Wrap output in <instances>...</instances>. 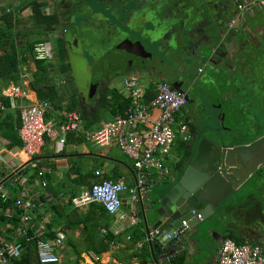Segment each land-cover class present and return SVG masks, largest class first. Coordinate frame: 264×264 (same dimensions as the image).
<instances>
[{"label": "crops", "instance_id": "obj_1", "mask_svg": "<svg viewBox=\"0 0 264 264\" xmlns=\"http://www.w3.org/2000/svg\"><path fill=\"white\" fill-rule=\"evenodd\" d=\"M9 1L11 3H14L20 2L21 0ZM39 1L45 3V0ZM190 1L191 0H186L184 4H182V6L189 8L188 4H191ZM238 1L239 3H249L252 0ZM135 3L136 2L132 3V6L130 8H134ZM20 4V7L14 9L16 13L13 15L16 20L20 22L18 28L22 30L23 28H28V25H30L26 22H31V10L30 8L23 10L22 8L26 3L23 4L20 2ZM149 4L150 3H145V5ZM212 4H215V10L217 8V11L220 12V15H225L227 13V6L224 5L223 1L218 2L217 0H215L212 2ZM44 8L50 7L46 4ZM20 9L22 10L20 11ZM100 11V9L94 8L92 13L94 14L93 16L95 18L93 21L91 20V22H97L99 24H102L105 28H109L110 20H112V18H110L108 14H102ZM142 11L143 12H139L137 10V12L134 14L135 16H133V14H131L132 16H129V22H131V25L133 23L131 30L132 28L136 29L138 33L137 36L131 35V33H129V35L136 37L137 41L140 44L144 43L148 49H143L148 54L156 52L155 50L157 46H161V48L164 47L162 51L157 52L162 55L168 45L167 31H155L157 21L154 20L153 15L150 13L148 14L145 9ZM3 15L5 14H0V17ZM73 19L74 18L72 15L69 18V21H72ZM84 19L85 18L83 15H76L75 21L77 23H73V26H79L82 22L81 26L84 25L87 27H94L93 24L84 21ZM198 24L200 27V31L196 36L198 38H202L204 37L203 35L205 30L201 26V23ZM58 25L55 27L56 31L58 29ZM121 28L124 29L123 27ZM63 30H66V28L62 29V31ZM56 31L53 32L45 42H51L53 49V44L56 38L62 37L65 42L66 48L68 45V40L63 35L60 36L55 34ZM141 31L142 34H140ZM104 35L105 34H102L101 38H106L111 34L105 36ZM112 37L114 38L113 35ZM220 41H218L217 44H219ZM17 42H20V44L23 45L25 40L23 38H19ZM132 60L133 59H131V61ZM139 61L141 62L140 59ZM206 63H208V61L205 59L198 60V62L195 63V65L197 66V70H200V72L197 71L198 74H202L201 70H204ZM118 64L121 70H123L122 68H124L125 66H128L127 68H125L126 71H124L125 74L122 76V80L128 75H134L132 73L133 70L129 67L131 63H129L127 59H123L122 57L121 61L118 62ZM28 67L29 63L27 64V67L22 68L23 71L20 76V81L14 82L7 78L3 80L0 79V93L10 86L22 84L21 86L24 88L26 84L30 83L29 80L28 82H26ZM33 67L34 69L32 70V72L35 71L34 64ZM144 78L145 79L143 80L148 85L146 87H143V89L146 91L147 97H149L151 89L157 83L150 82L149 78L147 77ZM22 79L24 80V82L21 81ZM140 79L141 78H139V80ZM105 82L106 83L103 85L102 89L105 86V88L107 89H114L119 95H121L125 99H128L123 85L122 87H113V85L110 84L111 82ZM101 90L96 89L95 93L97 94V96L95 98H92V102H88L84 98L78 96L81 102V106L86 110V122L89 125V127L86 129L84 128L83 123V131H97L111 122L117 116L113 115L107 108L98 109L97 111L96 100L100 95ZM183 93L186 95V92ZM28 94L31 101H23L22 103L24 105H29L38 101L34 92ZM179 113L175 116L176 122L182 120ZM15 114L16 111H12L9 108H7V110L5 111H0V126H4L5 122L8 123V118L13 119V116ZM155 115L156 112L153 113L152 118H154ZM101 117L102 119H100ZM47 120L56 121V116L53 112L52 107L51 110L48 111ZM15 130L17 131L18 128ZM135 130L139 134H141L148 129L146 127L137 126ZM15 149L18 150L16 146L13 147L8 144L7 141L3 139L2 134H0V154L5 155L8 151L12 150L13 154L15 155V161L13 162L14 166H11V171L9 172L1 169L0 174L1 176H3V178H6L13 174L16 169L21 167H23L22 169H27V167L29 166L31 168L38 169L39 172H42L44 174V180L46 181V185L44 187L41 186V181H39L40 179H38V176L27 174L25 177V173L22 176H19L18 173V176L13 175L12 177L14 178L12 179L11 177L5 184L12 186L17 177L25 178L26 182L22 184L23 192L20 194V197L30 199L32 201L39 200L40 196L42 197L43 202L39 201L40 203L35 210L32 231L39 232L42 236H44L45 232H47V228H50V232L54 237L51 240H48V242L54 241L58 235L63 236L64 240L61 241L56 248V252L59 258L58 264H105L108 260H117L115 258L118 256V254L125 256L126 259L130 261V264H153L152 252L150 250L148 242H145V226L141 220H137L136 217H133L132 210H128L130 201L133 202L130 195H128L127 193L121 195L123 205L117 215H108L106 218L102 217V219L99 217V212L97 211V209H94L90 206L93 204L78 207L73 204L72 199L78 196L81 189L89 188L93 183L103 180L104 176H112V170H115L116 173L120 175V177L118 178L119 180L116 179L117 181H122L128 187L134 188L135 184L132 173L139 179L148 178L150 180H153L154 184H156L158 180H160L161 177L166 174H162L163 172L161 173L156 170H149L143 173V176L140 177L135 169L132 168L133 165L131 161L118 150L115 144H110L109 146L105 147L95 146L84 136L83 133L75 134L68 139L66 138L65 144L62 146L46 139L44 146L41 148L39 154L31 159L20 152L17 153ZM173 151H175V153L177 152V154L173 155V153L171 155ZM190 156L191 155L189 152L184 151L183 141L177 135L169 151V154L163 160L164 169L167 171V174L177 175L179 169L181 168V162L185 158H189ZM122 157H125L128 162H125ZM166 161L168 163L167 165H165ZM42 164H45V166H43ZM96 172L99 173V176L95 175ZM7 193L9 194V192L5 190L3 195L7 196ZM253 201L254 197L252 194L247 192L245 193L244 191L240 190L237 197L232 198L230 203L226 204L227 208L225 209L224 214L221 213L220 216L218 215V217L215 218L216 220L214 221L206 220L207 222H202V224H208L207 226L202 227L203 231L199 232L198 235H189V237H187L188 239L186 243L176 244L175 250L172 251L169 255L165 252L163 253L159 246L153 250V255L157 257L161 264H216L217 250L221 242L226 238L230 239L236 244L240 243L258 245V239L264 236V222L257 224L247 220L246 214L250 212V207L252 206ZM152 224L153 223L149 222V224H147V227L150 229ZM253 226L257 228L256 231L253 230ZM212 230H214V233L211 237V241L206 242L204 240L205 236L208 235ZM107 232L115 236V242L109 244L106 252L99 253L97 255L93 252V250L100 251L101 249H103L104 240H102L101 237ZM13 233L14 232H11L8 229V226H2L0 228V240L16 242L18 238H16ZM131 234L136 238L135 242L132 240L133 237L131 236ZM127 235L131 237V242L125 241L124 237ZM136 243H141L142 247L140 249H137L135 247ZM201 243L204 244L203 252H201L199 248V245ZM138 255L141 257L139 258ZM92 256L99 257L100 260L98 262H95L93 261Z\"/></svg>", "mask_w": 264, "mask_h": 264}, {"label": "flooded vegetation", "instance_id": "obj_2", "mask_svg": "<svg viewBox=\"0 0 264 264\" xmlns=\"http://www.w3.org/2000/svg\"><path fill=\"white\" fill-rule=\"evenodd\" d=\"M53 1V10L50 9V14H56L60 22L69 23L71 9L76 15H83L84 21L93 24V29L98 32L106 28L102 24L91 22L95 18L92 13L93 4L100 8L101 12L107 11L108 16L112 19H116L118 14L123 25H126L125 28L131 29L133 23L131 25L129 22L130 11L128 10H132L130 8L132 3L138 2V0ZM158 1L165 0H142L141 2L145 4ZM177 1L184 4L186 0H172L171 2L176 3ZM213 1L215 0L206 1L209 8L206 10V14L210 17L201 25L205 30L204 37L196 36L200 31L199 24H196L192 28L190 38H183L174 52L165 48L161 57L155 60L152 55L149 62L142 59L140 62L138 58H131L133 59L131 61L130 58H127L131 65L137 63L146 67L144 77L149 78L150 82L156 83V81L162 80L172 89L186 92V103L182 107L181 113L184 116L187 114L184 120L191 125L192 129L189 128V140L183 142V149L190 153V161L195 158L196 147L203 139L212 141L218 146L225 145L224 148L227 150L247 147L256 140L264 139V5L239 11V5L243 6L247 3H239L238 0H217L218 2L223 1L227 6V13L220 15L217 8L215 10ZM201 3L199 2V4ZM121 4L122 6H120ZM122 30L124 29L121 28ZM110 34L112 37L116 32ZM170 36H173L172 32ZM218 41H220L219 44H217ZM210 52L212 53L210 54ZM202 59L207 60L208 63L204 70H201L202 74H198L195 63ZM205 71L207 72L205 73ZM204 73L206 74L205 78ZM208 73H212V76L210 77ZM192 77L206 81L204 82L206 89L202 85L192 89L193 85L190 83ZM201 98H210L211 100L210 109L216 114L218 127L211 128L209 131L215 136L206 129L198 132L199 125L201 128L203 127L199 121L201 115L204 114L200 106ZM237 116L241 118L238 119ZM226 118L229 122L225 126L223 122ZM205 131L215 139L205 135L203 133ZM222 132L233 135L227 141L221 137L220 133ZM241 133L242 137L243 134H248V137H243L248 140L247 142H238L240 137L237 139L236 137ZM228 160V162L233 161L231 156ZM251 163L255 165L253 173L233 191L226 203H230L232 198L237 197L240 190L252 194L254 201L250 212L246 214L247 220L259 224L264 222V163H260L258 159ZM217 167L220 172L222 167L220 164ZM253 230L256 231L257 228L253 226ZM258 240V246L264 253V236Z\"/></svg>", "mask_w": 264, "mask_h": 264}, {"label": "built area", "instance_id": "obj_3", "mask_svg": "<svg viewBox=\"0 0 264 264\" xmlns=\"http://www.w3.org/2000/svg\"><path fill=\"white\" fill-rule=\"evenodd\" d=\"M20 5V2L11 3L9 0H0V14H15L14 9ZM258 5H264V0H252L246 5H239L238 10L252 9ZM50 11V8L43 10L45 15H50ZM34 56L35 60L39 61L53 60L52 43L45 42L35 45ZM21 81L24 82L23 79ZM122 82L129 100L128 108L122 115L116 116L101 129L93 132L83 131V121L78 113H69L65 116L64 122L58 123L55 120L46 119L48 111L51 110L47 101H36L24 105L23 101L31 100L21 83V85H14L5 89L0 93V98L8 99L9 109L19 112L20 126L17 132L21 146L15 151L31 159L39 154L46 139L62 146L65 144L67 136L83 133L95 146L105 147L115 144L118 150L131 161L133 168L140 177L149 170L167 174L163 160L169 154L177 135L183 142L188 141L190 136L188 124L184 120L177 122L175 120L176 114L181 111L186 103V95L182 91L171 89L167 84L157 83L151 89V97L148 98L137 76L128 75L123 78ZM5 110L7 107L4 101L0 99V111ZM155 112L156 115L152 118ZM137 126L146 127L148 130L139 134L135 130ZM6 154H0V170L10 172L11 166L14 164L8 160ZM14 175L16 176L17 173ZM95 175L99 176V173L96 172ZM37 176L41 181V186L44 187L46 185V181L43 179L44 174L39 172ZM2 178L3 176L0 174V182ZM19 179L17 177L15 181L19 182ZM1 188L2 186H0V190ZM125 193L130 195L132 200H135L136 188L128 187L122 181L113 182L103 179L93 183L89 188L81 189L78 196L72 201L78 207L89 204L100 205L109 216H115L120 212L122 207L121 195ZM14 206L22 212V223L13 235L16 238H22L25 244L34 243L38 264H58L59 258L56 248L64 240L63 236L58 235L54 241L48 242L42 240V235L39 232L32 231L37 208L32 200L19 196ZM191 213L198 221L201 220L196 212L191 211ZM6 216H10L9 211ZM157 234L158 231H151L149 236L145 237V242L149 243L153 235ZM124 239L126 242H131V237L128 235ZM135 247L140 249L142 245L136 243ZM24 251L25 247L18 241L0 240V264H25L17 263ZM92 257L95 262L100 260L99 257ZM105 264L123 263L111 259ZM216 264H264V253L258 245H238L226 238L217 250Z\"/></svg>", "mask_w": 264, "mask_h": 264}, {"label": "water", "instance_id": "obj_4", "mask_svg": "<svg viewBox=\"0 0 264 264\" xmlns=\"http://www.w3.org/2000/svg\"><path fill=\"white\" fill-rule=\"evenodd\" d=\"M141 1L138 0L135 7L128 10L130 16L131 14L135 16L137 10L143 12L144 9L148 14H152L157 21L155 31H167V36L169 35L167 48L172 52L176 51L178 43L183 38H190L194 25L202 24L210 17L206 14V10L209 9L207 0H191L189 8L181 6L182 3L179 1L172 3V0H165L149 5ZM116 19L122 22L118 14ZM171 32L173 36H170ZM129 54L130 58H139L147 62L151 60V55L146 53L139 43L130 47ZM98 85L99 82L94 83L92 95ZM24 89L27 93L34 92L30 83L26 84ZM224 147L225 145L218 146L206 139L201 140L196 147V156L193 160L185 158L177 175L166 174L156 184L148 178L139 179L132 173L136 193L135 200L130 201L128 210H132L133 217L143 222L147 237L150 231H158L148 243L153 264H161L153 255V250L158 246L163 253L169 255L175 250L176 244H185L189 235H198L203 231V229L199 231L198 228L202 222L214 221L218 215L224 214L227 198L253 173L255 165L251 161L258 159L260 163H264V139L256 140L247 147L232 150ZM230 156L232 162H228ZM218 164L222 167L220 172L217 169ZM22 168L2 178L0 197L5 191L3 185ZM191 211L196 212L201 220L198 221ZM149 222L153 223L150 229L147 227Z\"/></svg>", "mask_w": 264, "mask_h": 264}, {"label": "trees", "instance_id": "obj_5", "mask_svg": "<svg viewBox=\"0 0 264 264\" xmlns=\"http://www.w3.org/2000/svg\"><path fill=\"white\" fill-rule=\"evenodd\" d=\"M21 2L26 3L22 8L23 10L27 8L31 10L30 28L24 30L19 29L18 25L20 22L16 20L13 14L0 17V79L7 78L14 82L20 81V76L23 71L22 68L27 67L29 61H32L35 66V71L31 74L30 84L36 99L38 101H47L50 104L58 123L65 121V115L78 112L83 120L84 128L87 129L89 127L86 122L87 113L84 107L81 106L77 91L73 87L70 78V68L66 63V48L63 38H56L53 44L55 63L35 60V45L45 43L49 36L56 31L55 27L59 24L58 16L56 14L45 15L43 9L46 4L42 1L21 0ZM19 38L25 40L23 45L17 42ZM56 80H59V82H56ZM105 87L100 91L101 93L96 100L97 111L98 109L107 108L115 116L122 115L129 106V100L119 95L114 89H107ZM150 96L149 93L148 98ZM2 100L5 106L9 108L8 99ZM15 115L13 119L8 118V123L5 122L4 126H0V134H2L3 139L8 144L20 148L21 142L15 130L20 126L19 112L16 111ZM47 118L48 114L46 115ZM185 122L189 124L187 121ZM189 127L192 129L190 124ZM72 136V134L67 136V139ZM24 173H27V169H21L18 175L22 176ZM38 173L39 171L36 170V176ZM119 177L120 175L115 170H112V176H104V179L117 181L116 179ZM11 187L13 188V192L7 193V196L3 195L0 197V228L6 225L11 232H15L22 223V212L14 206L22 192V186L19 185L18 181H14ZM39 201L43 202L41 196L39 200H33V203L38 206ZM90 206L97 209L101 219L102 217L106 218L108 216L101 206L96 204ZM8 211L10 213L9 217L6 216ZM29 234L31 235V232ZM131 236L135 242L136 238L132 234ZM53 237L50 228H47V232L41 238L44 241H48ZM101 239L104 240L103 249L100 251L93 250L97 255L106 252L109 244L114 243L116 238L107 232L105 235H102ZM17 241L25 247V251L17 263L38 264L34 243L25 244L22 238H18ZM138 257L140 258L141 256L138 255Z\"/></svg>", "mask_w": 264, "mask_h": 264}, {"label": "rangeland", "instance_id": "obj_6", "mask_svg": "<svg viewBox=\"0 0 264 264\" xmlns=\"http://www.w3.org/2000/svg\"><path fill=\"white\" fill-rule=\"evenodd\" d=\"M20 1V0H19ZM77 1V0H75ZM83 0H80L82 2ZM89 2V0H86ZM21 2V1H20ZM53 0H45V4H47L51 10H53ZM25 4V2H21ZM93 7L95 9H100L97 8L96 6ZM101 12V11H100ZM102 14H107V11L101 12ZM27 15V13H26ZM73 15V20L69 21V23L63 24L62 22L59 23L58 29L55 34L64 36L68 41H67V47H66V63L69 65L70 68V78L73 84V87L77 91V94L79 97L84 98L88 102H92V98H95L97 94L92 95V90H93V85L96 82H99V86L96 88L98 90H101L103 85L106 83L105 81L111 82L110 84L113 85V87H122L123 82H122V76L125 74L124 71H126L125 68L128 66H125L122 68L123 70L120 69V66L118 62L121 61L122 57L123 59L130 58V47L133 46L135 43H139L137 41V38L131 35H136L137 36V31L136 29H126L124 25L122 24L121 21H117V19H112L110 20V26L109 28H106L105 30H101V32H98L97 30L95 31L93 27H87V26H82L80 29V25L76 26V28L73 26V23H77L75 21L76 18V13L71 11L69 12V17ZM27 24H30L26 22ZM108 23V19H107ZM81 24V23H80ZM31 25V24H30ZM28 25V28L31 26ZM126 26V25H125ZM78 27V28H77ZM121 27H124V30L121 31ZM26 28V29H28ZM66 28V30L63 32L62 29ZM25 29V28H23ZM116 32V35H114V38L111 36H107L106 38H101L102 34L108 35L111 32ZM133 32V33H132ZM142 34V31L141 33ZM104 35V36H105ZM50 40V39H49ZM140 44V43H139ZM145 50H147V46L144 43L140 44ZM161 46H157L156 52L151 53L150 55L152 56L153 54V59L156 60L157 57H161L160 52ZM56 59L55 56L53 57V60L50 62L55 63ZM122 67V66H121ZM132 70V73L136 75L140 79V84L141 87H146L148 84L143 80L145 72H146V67L142 66L141 64L136 65H130L129 66ZM197 66L195 65V69ZM204 68V67H203ZM29 69V70H28ZM28 75L26 78V82H30L31 80V72L34 69L33 67V62H29V67H28ZM207 71H205L206 73ZM204 78H205V75ZM209 76H212V73H208ZM56 82H59V80H56ZM203 79H195V77H192V80L190 83H192V89L199 88L200 85L206 89L205 83ZM156 83H165V81L158 80ZM211 105V100L210 98H201L200 99V106L201 110L204 111L199 118V121L201 126L199 125L198 129H200L198 132H201L202 129H206L207 131L211 130V128L218 127V119L216 118V114L211 111L210 109ZM193 108L191 109V111ZM187 112V111H186ZM188 113V112H187ZM189 114V113H188ZM180 117L182 120H184V115L180 112L179 113ZM187 114H185L186 116ZM240 119L241 117H238ZM102 119V117L100 118ZM228 118L225 119L223 124L226 126L228 125ZM208 128V129H207ZM240 129V127H239ZM210 132V131H209ZM205 135L208 137L210 136L209 133L203 132ZM213 136L214 133L210 132ZM240 134V133H239ZM221 137L224 138V140H229L231 137V133L227 132H222L220 133ZM243 137H248V134H243ZM253 135V134H251ZM210 136L211 138L215 139V137ZM239 138L238 142H247L248 140L242 137L241 135H238L236 139ZM242 137V138H241ZM217 139V138H216ZM219 140V139H218ZM226 142V141H225ZM174 153V154H173ZM176 155L177 152L173 151L171 155ZM7 158L9 161L14 162V154L12 151H8L6 154ZM170 155V157H171ZM122 159L125 162H128V160L125 157H122ZM171 159V158H170ZM167 161L165 162V165H167ZM45 166V164H42ZM41 167V166H38ZM38 171L36 168H31L30 166L27 167V173L24 174L26 177L27 174L29 175H36L35 171ZM18 176V175H17ZM39 179V178H38ZM40 181V180H39ZM26 182L25 178H20L19 180V185H22L23 183ZM5 190L7 192H13V188L5 184ZM207 222V221H206ZM208 223L200 224L199 225V231L202 230V227L207 226ZM214 230L210 231L208 235L205 236V241H211V237L213 236ZM8 241V240H7ZM203 243V242H202ZM200 244L199 248L201 252L204 251V244ZM118 261H121L123 264H130V261L126 259L125 256L118 254V256L115 258Z\"/></svg>", "mask_w": 264, "mask_h": 264}, {"label": "bare ground", "instance_id": "obj_7", "mask_svg": "<svg viewBox=\"0 0 264 264\" xmlns=\"http://www.w3.org/2000/svg\"><path fill=\"white\" fill-rule=\"evenodd\" d=\"M15 150H17V149H15Z\"/></svg>", "mask_w": 264, "mask_h": 264}]
</instances>
